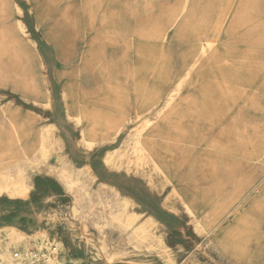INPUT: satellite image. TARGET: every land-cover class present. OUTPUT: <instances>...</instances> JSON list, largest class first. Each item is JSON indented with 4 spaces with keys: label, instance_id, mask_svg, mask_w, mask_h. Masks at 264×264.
Listing matches in <instances>:
<instances>
[{
    "label": "rangeland",
    "instance_id": "rangeland-1",
    "mask_svg": "<svg viewBox=\"0 0 264 264\" xmlns=\"http://www.w3.org/2000/svg\"><path fill=\"white\" fill-rule=\"evenodd\" d=\"M0 53V261L264 264V0H0Z\"/></svg>",
    "mask_w": 264,
    "mask_h": 264
},
{
    "label": "crops",
    "instance_id": "crops-1",
    "mask_svg": "<svg viewBox=\"0 0 264 264\" xmlns=\"http://www.w3.org/2000/svg\"><path fill=\"white\" fill-rule=\"evenodd\" d=\"M97 77L99 81H103L102 74L100 72L97 73ZM100 92L102 93L100 97L95 98L92 101H86L89 107H98L101 111V114L99 113L101 116L109 117L113 114L120 115L121 113H123V104H121L122 102L118 97V93L114 89H110V87L101 85ZM94 107L91 109H87L88 111L94 112ZM78 116L83 118L88 127L92 125L90 122L91 118L88 112H83ZM56 124L57 128L62 129V124L59 120H57ZM114 186H116L126 195L128 194L127 196H129L138 205L142 212L152 217L166 228H169L173 223L178 222L175 216L171 214V211L166 208L165 204L157 198L155 191L148 184H145L135 177L121 174L116 175L114 179Z\"/></svg>",
    "mask_w": 264,
    "mask_h": 264
},
{
    "label": "built area",
    "instance_id": "built-area-1",
    "mask_svg": "<svg viewBox=\"0 0 264 264\" xmlns=\"http://www.w3.org/2000/svg\"><path fill=\"white\" fill-rule=\"evenodd\" d=\"M5 243L10 245L12 243L11 238L7 237ZM22 244L21 242L20 247L12 252L16 264H26L27 261H30V264H56L54 262V258L57 255L55 246H51L48 250L47 243L38 244V247L33 249L22 246Z\"/></svg>",
    "mask_w": 264,
    "mask_h": 264
},
{
    "label": "bare ground",
    "instance_id": "bare-ground-1",
    "mask_svg": "<svg viewBox=\"0 0 264 264\" xmlns=\"http://www.w3.org/2000/svg\"><path fill=\"white\" fill-rule=\"evenodd\" d=\"M5 36H6V34H4ZM10 36V35H9ZM13 38V37H12ZM4 42V41H3ZM2 43V42H1ZM2 45V44H1ZM13 45V44H12ZM5 46V45H4ZM7 46V45H6ZM2 47V46H1ZM10 47H8V49H9ZM6 49H7V47H6ZM1 50H2V48H1ZM4 50V49H3ZM11 50V49H10ZM6 51V50H5ZM3 52V51H2ZM8 52H10V51H8ZM7 53V52H6ZM5 53V54H6ZM1 54V53H0ZM3 54V53H2ZM1 56V55H0ZM4 57V56H3ZM1 58H2V56H1ZM1 58H0V60H1ZM20 60H21V58H20ZM7 65V64H6ZM13 68V67H12ZM22 79H24V77L22 78ZM26 79V78H25ZM24 84V83H23ZM33 87V86H32ZM36 88V87H35ZM24 90H26V89H24ZM38 90V89H37ZM31 91V90H30ZM11 123V125H12V127H14V128H17V122H16V118H14V119H12V121L10 122ZM164 124V123H163ZM159 126V125H158ZM170 127H171V124H170ZM156 129V128H155ZM162 129V128H161ZM184 129V128H183ZM194 131V130H193ZM239 133V132H238ZM186 136V135H185ZM237 138V137H236ZM194 139V138H193ZM237 139H239V138H237ZM230 169V168H229ZM227 173V172H226ZM230 175V174H229ZM191 178V177H190ZM229 178V177H228ZM227 178V179H228ZM73 182V181H72ZM72 182H70V183H72ZM192 183V182H191ZM218 184H220V183H218ZM225 184V183H224ZM221 185H222V183H221ZM192 188V187H191ZM221 188V187H220ZM210 190V189H209ZM213 190V189H212ZM211 191V190H210ZM71 192L73 193V195H74V197H75V199L76 200H78V201H80L81 200V198H82V193L79 191V189H78V185H74V186H72V188H71ZM214 192V191H213ZM128 193V192H127ZM128 195V194H127ZM130 195V194H129ZM126 196V195H125ZM208 197V196H207ZM211 197V196H210ZM135 198V197H134ZM127 199V198H126ZM204 199V198H203ZM125 200V199H124ZM138 200V199H137ZM136 200V201H137ZM211 201V200H210ZM212 202V201H211ZM126 203V202H125ZM139 203V202H138ZM135 204V203H134ZM136 205V204H135ZM141 205V204H140ZM137 206V205H136ZM96 210H99V208H98V206H97V208H95ZM100 210H102V211H104V212H106V213H109V210L108 209H103V208H100ZM154 217V216H153ZM151 218V217H150ZM149 221V220H148ZM155 221V220H154ZM151 222V221H150ZM149 222V223H150ZM153 223V222H152ZM156 223V222H155ZM155 223H153V224H155ZM5 258H6V255L5 254H3L2 255V258H1V260L2 261H0V264H5ZM13 256H9L8 257V259L9 260H11L12 261V264H16V262L15 261H13ZM26 264H30V261H27L26 262Z\"/></svg>",
    "mask_w": 264,
    "mask_h": 264
}]
</instances>
